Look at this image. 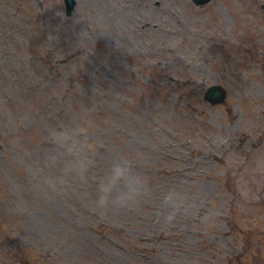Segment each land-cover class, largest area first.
Masks as SVG:
<instances>
[{"label": "rangeland", "instance_id": "1", "mask_svg": "<svg viewBox=\"0 0 264 264\" xmlns=\"http://www.w3.org/2000/svg\"><path fill=\"white\" fill-rule=\"evenodd\" d=\"M74 1L0 0V264H264V0Z\"/></svg>", "mask_w": 264, "mask_h": 264}, {"label": "water", "instance_id": "2", "mask_svg": "<svg viewBox=\"0 0 264 264\" xmlns=\"http://www.w3.org/2000/svg\"><path fill=\"white\" fill-rule=\"evenodd\" d=\"M67 4V11L70 12L72 8L74 7V0H65ZM197 4H204L209 2L210 0H194ZM264 7V5H262ZM220 87L212 85L208 88V90L205 93V98L211 101L212 103L223 101L225 92H223Z\"/></svg>", "mask_w": 264, "mask_h": 264}, {"label": "clouds", "instance_id": "3", "mask_svg": "<svg viewBox=\"0 0 264 264\" xmlns=\"http://www.w3.org/2000/svg\"><path fill=\"white\" fill-rule=\"evenodd\" d=\"M61 140L63 142H67L68 140H70V136L68 134H64L62 137H61ZM125 174V170L123 168H117L113 174V177H112V180L113 181H116L118 180L121 176H123Z\"/></svg>", "mask_w": 264, "mask_h": 264}]
</instances>
